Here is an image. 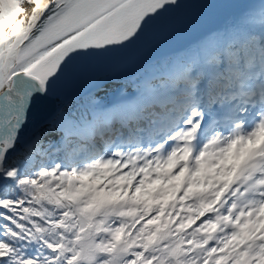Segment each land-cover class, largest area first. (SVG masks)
I'll list each match as a JSON object with an SVG mask.
<instances>
[{
	"label": "snow or ice",
	"instance_id": "obj_1",
	"mask_svg": "<svg viewBox=\"0 0 264 264\" xmlns=\"http://www.w3.org/2000/svg\"><path fill=\"white\" fill-rule=\"evenodd\" d=\"M0 264H264V0H0Z\"/></svg>",
	"mask_w": 264,
	"mask_h": 264
},
{
	"label": "bare ground",
	"instance_id": "obj_2",
	"mask_svg": "<svg viewBox=\"0 0 264 264\" xmlns=\"http://www.w3.org/2000/svg\"><path fill=\"white\" fill-rule=\"evenodd\" d=\"M120 71L119 68L116 66H113V68H110V66L106 63H101L96 66L95 72L97 74L103 75L105 73H118ZM90 87L89 84L85 83L82 86V89L86 91ZM99 95L104 97L107 100H111L113 98L114 92H113V87L110 85H105L103 90L99 92Z\"/></svg>",
	"mask_w": 264,
	"mask_h": 264
}]
</instances>
